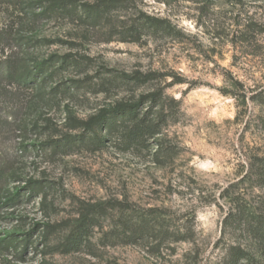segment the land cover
Wrapping results in <instances>:
<instances>
[{
	"label": "rangeland",
	"instance_id": "rangeland-1",
	"mask_svg": "<svg viewBox=\"0 0 264 264\" xmlns=\"http://www.w3.org/2000/svg\"><path fill=\"white\" fill-rule=\"evenodd\" d=\"M98 1L0 0V264H264V0Z\"/></svg>",
	"mask_w": 264,
	"mask_h": 264
},
{
	"label": "trees",
	"instance_id": "trees-1",
	"mask_svg": "<svg viewBox=\"0 0 264 264\" xmlns=\"http://www.w3.org/2000/svg\"><path fill=\"white\" fill-rule=\"evenodd\" d=\"M114 2L109 1L105 2L104 0H99L96 5L90 6L89 8L92 9V14L97 15V16H104L107 12V8L111 6ZM144 24L147 26V28L155 29V31H160V30H165L166 28L162 26L161 21L149 18L144 21ZM47 63H50L49 61L40 63L38 67V73L41 75L43 72H46V68L44 67ZM52 65H55V63H52ZM132 79L139 81V79L132 77ZM19 81L27 86V85H32V86H37L38 85V79L37 77L30 78V77H20ZM147 103H153L155 101V98L153 97H148ZM144 99V98H143ZM144 101V100H143ZM143 101L137 102L135 104H119L116 106L114 109L106 113L105 115V122L110 121L111 123L113 122V125L117 123H121L123 127V133L125 137L127 138L128 142L130 143H135V142H140V140H144V138L147 135L155 133L158 129L156 126L153 124L152 121H149L147 115H144L142 113V106H143ZM94 130V128H93ZM5 175H3L0 172V180H3ZM30 191L29 194H36L38 192L43 191L44 185L43 183H39L36 186L29 187ZM17 194L15 193V196L10 198L11 200L17 199ZM6 198L7 200H10ZM48 207L46 208V210ZM130 221L128 222L127 225H129V230L125 231V234L129 236L131 242H137L138 240H142L147 238L149 233H147V229L145 227V223L142 224V220H138L137 223H133L130 225ZM90 226V219L87 218V220H84L81 222L79 227L81 229L78 230V233L76 237L74 238V244H82L83 240L87 239L86 233L88 232ZM83 227V228H82ZM46 232V230H45ZM166 234V233H165Z\"/></svg>",
	"mask_w": 264,
	"mask_h": 264
}]
</instances>
